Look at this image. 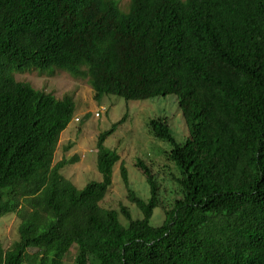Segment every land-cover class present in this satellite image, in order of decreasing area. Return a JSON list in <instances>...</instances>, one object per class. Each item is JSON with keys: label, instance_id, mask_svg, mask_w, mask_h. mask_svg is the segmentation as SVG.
<instances>
[{"label": "trees", "instance_id": "trees-1", "mask_svg": "<svg viewBox=\"0 0 264 264\" xmlns=\"http://www.w3.org/2000/svg\"><path fill=\"white\" fill-rule=\"evenodd\" d=\"M31 70L85 79L94 100L142 101L172 95L187 138L164 118L147 123L168 145L179 198L159 207L149 167H135L149 188H129L132 219L100 203L119 161L96 142L100 181L77 189L53 163L73 99L16 82ZM160 208V207H159ZM15 214L18 239L0 241V264H264V0H0V218ZM35 250L28 254V250Z\"/></svg>", "mask_w": 264, "mask_h": 264}, {"label": "rangeland", "instance_id": "rangeland-1", "mask_svg": "<svg viewBox=\"0 0 264 264\" xmlns=\"http://www.w3.org/2000/svg\"><path fill=\"white\" fill-rule=\"evenodd\" d=\"M115 1L123 11L127 10L130 3V0ZM13 76L16 82L27 83L35 90L53 95L57 100L64 96L73 99L74 114L67 128L60 134L53 163L61 159L74 161L61 170V175L77 189H81L90 181H100L101 177L96 168L97 138L125 116L122 124L103 144L104 148L115 151L119 161L112 169V185L100 206L118 213L122 206L133 220L142 218L137 208L128 202L119 172L120 165H123L128 176L129 188L141 200L146 201L149 198V188L144 176L135 167V163L140 160L149 167L158 186L160 208L153 211L149 221L150 226L158 227L163 221L164 209H168L173 200L179 198V193L171 176L174 174L173 165L166 159L168 145L149 134L147 123L151 119L164 118L176 141L183 142L188 133L177 109L175 97L169 95L142 101H125L117 96H105L95 101L94 93L85 79H75L63 71L31 70ZM100 110L101 114L95 118V113ZM74 119L78 121L75 122ZM119 220L122 225H127L120 213ZM18 223L15 214L0 218V241L4 249L18 239ZM75 250L73 246L64 257L63 264H74ZM34 251L29 249L28 254Z\"/></svg>", "mask_w": 264, "mask_h": 264}, {"label": "clouds", "instance_id": "clouds-1", "mask_svg": "<svg viewBox=\"0 0 264 264\" xmlns=\"http://www.w3.org/2000/svg\"><path fill=\"white\" fill-rule=\"evenodd\" d=\"M102 111H103V109H102ZM100 114H101V110L99 112H96L95 115H94V117L95 118H98ZM74 121L77 122L78 120L77 119H74Z\"/></svg>", "mask_w": 264, "mask_h": 264}]
</instances>
